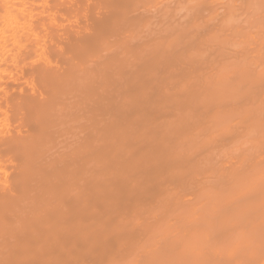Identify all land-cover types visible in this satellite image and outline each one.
Listing matches in <instances>:
<instances>
[{
  "label": "bare ground",
  "instance_id": "obj_1",
  "mask_svg": "<svg viewBox=\"0 0 264 264\" xmlns=\"http://www.w3.org/2000/svg\"><path fill=\"white\" fill-rule=\"evenodd\" d=\"M0 264H264V0H0Z\"/></svg>",
  "mask_w": 264,
  "mask_h": 264
}]
</instances>
